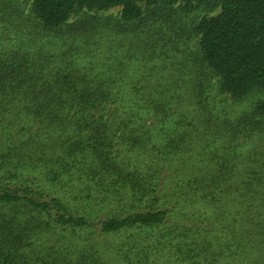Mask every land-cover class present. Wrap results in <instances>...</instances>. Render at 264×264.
<instances>
[{
    "label": "trees",
    "instance_id": "obj_1",
    "mask_svg": "<svg viewBox=\"0 0 264 264\" xmlns=\"http://www.w3.org/2000/svg\"><path fill=\"white\" fill-rule=\"evenodd\" d=\"M0 37V264H264V0H0Z\"/></svg>",
    "mask_w": 264,
    "mask_h": 264
},
{
    "label": "rangeland",
    "instance_id": "obj_2",
    "mask_svg": "<svg viewBox=\"0 0 264 264\" xmlns=\"http://www.w3.org/2000/svg\"><path fill=\"white\" fill-rule=\"evenodd\" d=\"M163 7L164 4H162V6H151L148 9L144 8V10L147 14L150 13V11L159 13V11L162 12ZM173 8H178V13L171 14V19L176 16V18L179 17L183 21H186L188 23L192 22L194 24H197L202 18L212 17L219 12L218 8L210 10L209 8H204V6L198 7L195 5L188 7L182 11L179 10V7H177V5H174ZM158 9L159 11H157ZM120 11L121 8H114L108 11L101 12V14L105 16L112 15L117 17ZM154 132L157 133L158 130L156 129ZM73 236L74 235L72 234L61 235L56 231V233L44 234L43 237H40V242L43 245L56 246L55 250L58 254H60V260H63L65 262H69V254H71V258H76L82 252H84L87 256H91L93 254V258L102 259V264H122V262H119V255L123 251L117 248H121L123 244H126L127 246L129 244H132L131 250H134L139 246H144L151 240V236L149 234L137 232H134L133 234L123 233L107 238H98L97 236L85 238L84 236H81L82 238H80L79 241L76 237ZM106 240H109L110 242L107 243ZM92 257L89 258L86 264H94L92 263Z\"/></svg>",
    "mask_w": 264,
    "mask_h": 264
}]
</instances>
